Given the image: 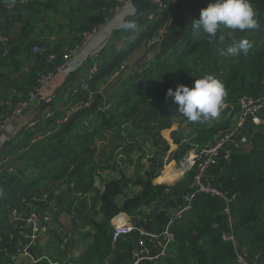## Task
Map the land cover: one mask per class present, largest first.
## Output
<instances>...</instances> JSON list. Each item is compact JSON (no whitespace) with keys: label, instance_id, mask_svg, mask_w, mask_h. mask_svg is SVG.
Listing matches in <instances>:
<instances>
[{"label":"trees","instance_id":"trees-1","mask_svg":"<svg viewBox=\"0 0 264 264\" xmlns=\"http://www.w3.org/2000/svg\"><path fill=\"white\" fill-rule=\"evenodd\" d=\"M185 1L170 4L158 21L139 38L136 46H147L146 41L156 35L176 5ZM50 2L53 0H49L48 6ZM214 2L206 0L201 9ZM251 3L258 20L255 29L240 32L222 26L218 36H223V40L209 44L206 34L191 31V22L180 44L170 48L159 60L148 63L136 79L126 82L117 103L104 109L92 127L85 130L71 127L58 132L49 141L43 140L52 132L43 130L41 124L39 131L43 138L36 142H32V138L37 133H22L21 143L7 149L12 158L19 151L20 164L13 170L7 167L11 159L0 165V264H16L15 258L25 255L19 253L12 258L7 255V249L13 242L11 234L33 215L42 216L44 233L50 241L57 239L66 222L71 224L72 233L69 235L81 238L75 247L82 253L76 258L60 263L44 254L36 258L37 262L42 261L41 264H97L104 263L113 254V217L121 212L137 215L142 208L164 197L169 184L159 182L174 178L170 169L178 165L192 148L207 147L233 128L241 97L247 95L259 99L263 96L264 0H251ZM200 12L195 19H199ZM242 38L252 44L246 54L222 55V50ZM31 49V43L22 42L6 56L0 55V65L19 70ZM44 53L45 56L50 54ZM127 56V53H121L112 67L121 64ZM109 68L99 69L89 80L92 89L97 90L96 80L109 74ZM206 74L218 77L224 83L227 95L217 117L190 122L176 110L178 105L166 93L170 87L175 89L179 84L192 86L196 79ZM27 78L30 84H34L37 75L29 74ZM63 113L55 112L48 118L45 128ZM185 120L188 125L184 129L188 127L194 132L190 142H183L186 138L179 128L170 130L178 122L182 127ZM253 129L251 127L250 131ZM256 129L246 150L234 153L230 160L209 170L214 186L228 194H238L236 201L230 204V215L224 212L222 198L198 194L183 220L176 222L172 252L159 264H235L237 253L249 257L264 254V124ZM165 131L170 134L164 135ZM145 145H150L148 151L143 149ZM151 151L159 161L149 162L145 169L141 163L143 159L151 158ZM168 153V163L159 177L164 167L162 157ZM135 155H139V170L136 175L128 176L125 170ZM116 164L121 168V175L106 181L101 191L96 185L100 172ZM194 176L195 172H191L182 186L190 187ZM156 178L158 182L154 183ZM133 186L139 187L140 191L129 197ZM119 195L126 196L121 207L117 202ZM14 210L20 216L17 222L12 221ZM146 229L161 233L163 219L159 223L151 221ZM83 230H87L86 233ZM42 233L32 244L34 251L40 244ZM230 233L235 237L234 242L224 238ZM141 264L151 263L144 261Z\"/></svg>","mask_w":264,"mask_h":264},{"label":"crops","instance_id":"crops-1","mask_svg":"<svg viewBox=\"0 0 264 264\" xmlns=\"http://www.w3.org/2000/svg\"><path fill=\"white\" fill-rule=\"evenodd\" d=\"M151 1L53 0L48 6L49 0H29L26 5H22L18 0H0V35L5 36L8 43L6 51L0 48V55L6 56L11 49L20 46L22 42L31 43L32 47L31 54L25 59L24 65L19 70L16 71L8 66L3 67L0 65V122L10 115L11 107L17 105L20 100L27 99L29 93H35V97L28 99L26 106L21 112L11 117L2 132L3 135L9 138L8 148H15L21 143L22 133L25 131L27 123L32 121H42V129L48 133L52 132V135L47 136L43 141H49L58 132H64L71 127L85 130L95 125L99 114L104 109L117 103L123 92V85L126 82L136 79L148 63L159 60L170 48L180 44L190 29L192 20L197 17L206 3V0H186L182 4L176 5L170 14L171 16L166 19L168 22L166 23L165 21L163 23V25L166 23V26L162 41L152 47H147L143 44L136 46L139 38L154 25L155 21H158L160 14L165 11L158 12L157 6ZM166 1L169 4H175L178 0ZM128 19L136 20L138 24L136 31L123 30L122 24ZM105 22H107L106 33L110 31L112 37L101 53L99 69L110 67L111 72L105 77L96 80L97 90L91 99V104L85 107L83 105L85 94L80 90L81 83L84 76L90 74L93 62L88 60L78 72L65 74L57 71L56 62L48 61L47 56L43 54H36L34 48L39 47L44 52L64 54L80 43L84 31L91 30ZM106 33H100L95 38L94 43L101 42ZM154 50H156L155 53H153ZM121 53H127V58L118 66L112 67L113 61L117 57H121ZM143 60L145 64L141 65L136 72L131 71L130 73L131 68L137 66ZM43 72L52 73L53 78L44 88L36 90L38 74ZM127 72L130 73L128 75L129 78L117 88L107 92V88ZM24 74H28L27 76L36 74L37 78L34 84H30L28 82L29 79L27 76L24 77ZM80 104V108L69 115L67 122L60 123L58 120H54L52 125H49V128L47 127L48 129L45 128L44 125L48 121L45 115L48 112L62 113L65 109ZM63 115H66V113L64 112ZM260 116L264 119V110L260 112ZM15 131H17L16 134H14ZM170 144L174 146L173 143L170 142ZM146 146L150 147V145L143 147L145 151H148ZM0 151L2 150L0 149ZM18 153L19 151L15 152L11 163L7 166L11 170L21 162V158H18ZM166 156L168 159L169 153L162 158ZM133 158L139 159V155H135ZM150 161V158L143 159L141 166L146 169ZM117 165L112 168L108 167L100 172L101 175L96 181L98 189L103 191L106 181L116 179L121 175V168ZM135 168H137L138 173L139 166L137 162L135 165L129 164L125 173L128 176H134L136 174H131L135 172ZM143 172L144 170H141V173ZM2 173H6L5 175L9 174L8 172ZM155 181L158 182L157 179ZM184 182L185 179H180L169 185V187L175 188L165 190L164 197L157 199L152 205L142 208L139 214L131 216L124 213L125 221L130 222L134 230L130 234L121 237L118 245L113 250V254L105 259L104 262L108 264H125L134 260L135 249L138 248L137 240L140 239V229L148 227L151 221L159 223L160 219H163L164 230L172 213H175L176 210L186 204L190 187H183ZM139 191V187L133 186L131 192H129V197ZM125 192H128V190H125ZM125 200V195L117 196V202L120 207ZM40 221L42 222L41 215ZM117 223L119 222L115 216L112 219V224L116 225ZM23 233V228L19 227L15 233L11 234L13 242L7 249L8 256L16 253V243ZM73 246V239L68 247L65 248L59 246V243L56 244L52 240L50 241L46 233L43 232L40 236L39 246L36 247L35 251L32 249L35 257L25 254L15 258V261L16 264H26L29 260L31 262L34 261V264H41L42 261L37 262L36 258L44 254L52 261L60 263L67 260L71 261L72 258H76L82 253V250L74 252L75 248Z\"/></svg>","mask_w":264,"mask_h":264},{"label":"built area","instance_id":"built-area-1","mask_svg":"<svg viewBox=\"0 0 264 264\" xmlns=\"http://www.w3.org/2000/svg\"><path fill=\"white\" fill-rule=\"evenodd\" d=\"M22 5H26L29 0H18ZM130 1V0H129ZM158 8V11L167 10L170 6L169 2L166 0H152ZM168 20H166V23ZM160 26L157 30L155 36L151 37L146 41L147 47H152L159 44L162 41V36L165 33V26ZM107 22L92 28L91 30L84 31L82 34V40L80 43L72 48L69 52L64 54L50 53L47 55V59L50 62H56V69L59 72L65 74H71L78 72L86 61L91 60L93 62L90 74L84 76L81 83V92L85 94L83 105L85 107L91 104V99L95 94L96 90L92 89L89 85V80L95 76L99 70L101 64V53L106 48L112 33L109 31L106 33ZM105 32V37L101 42L94 43L95 38L100 34ZM7 38L0 35V48L5 51L8 49ZM36 54H44V50L39 47L34 48ZM60 60V63H58ZM53 78V74L49 72H43L38 74L37 88H44ZM35 93H29L27 99L20 100L17 105L11 107V113L0 122V165H4L12 159V156L7 154V144L9 138L2 134L4 128L9 123V120L13 115L21 112V110L26 106L28 99H33ZM81 106H73L71 108L65 109L66 115H63L58 119V122L63 123L68 121V117L71 113L75 112ZM264 110V94L259 99H254L250 96H243L239 100V113L233 128L227 131L223 136L217 137L213 144L202 149L192 148L186 155L180 160L179 164L172 168L175 173V177L169 183L173 184L180 179H186V177L191 173L195 172L194 179L190 185V193L187 197V202L184 206L179 208L174 216H171L167 221L164 230L157 234L148 231L146 228L140 229V239L137 240V247L135 249L134 260L130 263L125 264H141L142 261L153 262L154 264L165 259L172 250V244L175 243V236L173 229L176 222L183 220L184 215L191 209L192 201L198 194H210L212 196H217L225 201V212L230 215V204L236 201L238 194H228V192L218 189L214 186L209 178V170L212 167H217L219 164L226 162L231 159L232 155L236 152H240L247 149L248 143L252 140L257 132L256 127L264 124V119L261 118L260 112ZM55 112L50 111L45 115V118L53 116ZM42 121H32L27 123L25 127L26 132H35L36 136L32 138V142H36L38 139L43 138V134L39 131V125ZM254 127L253 132L250 128ZM17 131L14 132L16 134ZM166 167V165L164 166ZM168 182V181H167ZM168 184V183H167ZM169 184V185H171ZM118 222L114 225L112 233V247L113 250L118 245L121 237L123 235L130 234L134 227L130 222L125 221L124 213L121 212L116 215ZM20 216L16 210L12 213V221L17 222ZM45 219H48L46 217ZM24 230V235L19 237L16 246L18 252L28 254L27 250L32 246L33 243L38 238L40 232H45L46 228L42 226L40 221V216L33 215L27 219V223L22 226ZM224 238L226 240L235 241V237L232 233L225 234ZM24 241L30 242L25 245ZM102 264H108L104 262ZM235 264H264V254H255L253 257H249L248 254H236Z\"/></svg>","mask_w":264,"mask_h":264},{"label":"clouds","instance_id":"clouds-1","mask_svg":"<svg viewBox=\"0 0 264 264\" xmlns=\"http://www.w3.org/2000/svg\"><path fill=\"white\" fill-rule=\"evenodd\" d=\"M257 25L258 20L251 0H215L201 9L199 19L192 20L191 31L203 32L208 43L212 44L223 40V36H218L222 26L244 32L255 29ZM122 28L132 32L138 29V24L135 19H128L122 24ZM251 47V42L242 38L222 50V55L234 56L241 52L246 54ZM226 95L224 83L212 74L201 76L192 86L179 84L175 89L170 87L166 93L178 105L176 110L190 122H202L217 117Z\"/></svg>","mask_w":264,"mask_h":264},{"label":"rangeland","instance_id":"rangeland-1","mask_svg":"<svg viewBox=\"0 0 264 264\" xmlns=\"http://www.w3.org/2000/svg\"><path fill=\"white\" fill-rule=\"evenodd\" d=\"M178 125H179V127H178ZM182 127H181V125H180V123L178 122V123H176V124H174V128H172V129H170V130H176V128H179V130L181 131V133H182V135L186 138V139H184L183 140V142H190V136L192 135V134H194V132H192V129L191 128H188V127H185V129H184V126H187L188 125V122L185 120L183 123H182ZM170 134V131H165L164 132V135H169ZM171 143H173L172 141H170ZM148 148H150L149 146H146V149L147 150H149ZM149 153V152H148ZM150 156H151V158H155L153 155H152V151L150 152ZM165 159V161H164V165L163 166H165V165H167V163H168V159H167V156L164 158ZM166 159H167V161H166ZM155 161H159V159H155ZM136 162L139 164L140 163V161H139V159H132L131 160V162L129 163L130 165H135L136 164ZM150 163H151V161H150ZM153 163V162H152ZM157 163V162H156ZM164 170H165V167H163V169L161 170V174L159 175V177L163 174V172H164ZM133 174H137V168H135V172L134 173H132L131 175H133ZM158 177V178H159ZM158 178H156L157 180H158ZM155 179V180H156ZM154 180V183H157L156 181ZM159 183H164V184H171V183H169V181L168 182H165V181H160ZM170 188L171 187H168L167 189H166V191L167 190H170ZM175 187H173V188H171V190L172 189H174ZM132 190V187H130V191ZM225 207H226V205H225ZM224 212H225V208H224ZM98 220H100V219H98ZM68 221V220H67ZM84 232L83 233H86V231L87 230H83ZM72 232H71V224L69 223V222H66L65 223V226H63L62 227V229H61V231H60V233L57 235L58 237H57V239H51L53 242H55L56 244H58L59 243V246H63V247H65V248H67L68 247V245L72 242V236H74V235H69V234H71ZM67 234L69 235V236H67ZM39 236V235H38ZM77 237V238H76ZM80 236H74V246H73V248H75L74 249V252L75 251H77V248L75 247V244H77V243H79V241H80ZM30 242H26V241H24V244L25 245H27V244H29ZM35 243H36V241H35ZM30 247H32V249H33V246H31L30 245ZM79 250V249H78ZM19 254V252L17 251V253H14V255H10V257H12V258H15L16 257V255H18ZM26 264H34V262H31L30 260L28 261V263H26Z\"/></svg>","mask_w":264,"mask_h":264},{"label":"water","instance_id":"water-1","mask_svg":"<svg viewBox=\"0 0 264 264\" xmlns=\"http://www.w3.org/2000/svg\"><path fill=\"white\" fill-rule=\"evenodd\" d=\"M156 50H157V48H156ZM156 50H154L153 53H155ZM144 64H145V61L143 60L140 64H138L137 66H134L133 68H131L130 73H131V71H132V72H136L137 70L140 69L141 65L143 66ZM130 73L127 72L126 74H124L123 76H121L117 81H115L111 86H109V87L107 88V92H110L112 89L117 88L122 82H124L125 80H127V79L129 78L128 75H129ZM150 160L153 161V162H156V161H155V158H151ZM176 212H177V210H176ZM176 212H175V213H176ZM175 213H172V216H174ZM27 253H28L29 255H31L32 257H35V256H34V253H33V250H32V247H29V248H28Z\"/></svg>","mask_w":264,"mask_h":264},{"label":"flooded vegetation","instance_id":"flooded-vegetation-1","mask_svg":"<svg viewBox=\"0 0 264 264\" xmlns=\"http://www.w3.org/2000/svg\"><path fill=\"white\" fill-rule=\"evenodd\" d=\"M173 245V244H172ZM170 252H172V250H170ZM170 255V254H169ZM168 255V256H169ZM142 262H144V261H142ZM162 262V260L161 261H159V262H157V263H155V264H159V263H161ZM151 264H154L153 262H150Z\"/></svg>","mask_w":264,"mask_h":264},{"label":"bare ground","instance_id":"bare-ground-1","mask_svg":"<svg viewBox=\"0 0 264 264\" xmlns=\"http://www.w3.org/2000/svg\"><path fill=\"white\" fill-rule=\"evenodd\" d=\"M170 170H171L172 175L175 177V173L172 171V168Z\"/></svg>","mask_w":264,"mask_h":264}]
</instances>
